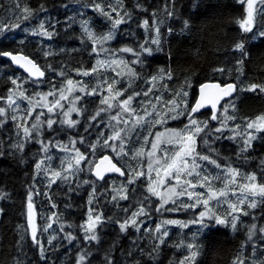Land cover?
<instances>
[{
	"label": "snow or ice",
	"instance_id": "1",
	"mask_svg": "<svg viewBox=\"0 0 264 264\" xmlns=\"http://www.w3.org/2000/svg\"><path fill=\"white\" fill-rule=\"evenodd\" d=\"M77 3L98 13L110 27L97 32L92 22L84 18V12L77 13L81 17L78 21L81 47L60 48L59 53L87 52L94 60L91 67L79 62L46 63L42 69L35 58L21 50L0 49V57L8 58L12 65L23 70L7 75L5 92L0 94V126L7 127L10 120L14 129L6 140H0V157L19 156V162L24 163L26 145L37 146L33 183L26 189L27 227L24 235H20L21 226L17 225L18 238L14 239L5 264H56L59 245L54 242L60 233H63L60 239L67 241L74 251L67 264H93L96 259L99 264H154L165 238L169 237L167 226L184 229L196 225L198 232L211 231L214 225L237 230L238 221L250 215L252 222L244 225L246 239L231 264H264V255H260L264 253V224H258L256 216L248 211L264 204V158L259 161L258 178L257 170L242 172L241 166L230 157L222 158L216 147L222 140L232 141L236 144V161L248 162L254 141L264 136V111L253 116L237 115L247 93L264 95V83L245 84L241 80L244 65L251 56L246 50V39H264V25H256L257 16L264 19V0H238L242 8L238 30L244 38L234 40L223 54L224 63L211 68L213 77L230 76L234 70L237 75L233 82L227 78L215 82L207 75L203 82L199 77L193 81L188 76L177 81L170 66L151 70L153 53L164 51L159 26L162 21H157L155 10L151 32L148 19L139 22V27L145 29L142 41L135 47H112L118 26L133 19L123 0H77ZM135 7L143 6L137 3ZM5 10L11 13L0 20V34L5 38L20 27V22L33 21V26L23 29L25 33L47 41H54L59 34L60 21L48 14L43 2L32 8L21 7L16 0ZM164 11L168 17L174 14L168 4ZM76 15L65 18V31L77 23ZM185 30L190 31L188 20L183 22L181 31ZM167 31L171 34L174 30L168 27ZM24 43L19 41L20 45ZM39 51L45 60L58 54L43 41ZM123 54H131L132 58L126 59ZM110 72L114 74L111 77ZM73 73L81 79L73 78ZM84 77L89 81L84 82ZM137 81L143 82V86L138 85L139 90L131 86ZM173 84L176 86L172 87ZM86 103L91 110L85 107ZM206 106H210V114L201 113ZM126 158L135 161L136 166L131 162L126 165ZM38 178L46 182V188L59 181L69 193L88 186L86 218L76 226L79 235L71 230L72 223L52 212L43 232L52 228L53 217L59 231L53 230L48 235L45 246L40 238L43 232L38 235L33 211V198L40 194L35 183ZM44 195L55 208L47 190ZM3 196L0 192V197ZM133 198L135 203L130 207L121 203ZM108 204L123 213V218L106 215ZM193 209L198 210L187 220L166 218L156 222L154 228L145 225L152 215L187 214ZM108 223L114 224L121 236L127 235L129 229L143 232L148 245L143 246L137 239H131L127 248L120 247V239L108 243L100 234ZM183 244L181 241L174 247L179 249ZM199 247L198 243H187V254L178 264H194Z\"/></svg>",
	"mask_w": 264,
	"mask_h": 264
},
{
	"label": "trees",
	"instance_id": "2",
	"mask_svg": "<svg viewBox=\"0 0 264 264\" xmlns=\"http://www.w3.org/2000/svg\"><path fill=\"white\" fill-rule=\"evenodd\" d=\"M16 0H0V20H5L6 16H11V13L6 12V7L15 3ZM45 3L48 14L60 21L57 26L59 33L54 41H47L42 37H33L24 32L25 27H31L33 22H20V27L11 30L7 34H0V49L5 50H21L28 54L30 58H35L42 69L46 63L59 65L62 63H70L76 65L78 62L83 64L86 68L91 67L94 60L90 59L87 52L83 54L80 51L67 52L64 54L59 53L60 48L65 49H79L81 47L79 36L80 29L78 21L81 19L79 12H84V18L92 22L94 30L97 32L107 30L110 24L98 13L91 9L82 8V3H77V0H19L21 7L28 5L36 8L39 3ZM115 2V0H113ZM126 10L132 13L133 19L125 24L118 26L116 38L111 42L112 47H119L123 45L135 47L138 41L144 39L145 29L139 27V22L143 19L149 20V29L151 32L152 13L155 10L157 21H162L159 24L161 28L163 52L153 53L150 58L151 70L158 67H171L177 81H182L185 76L195 81L197 77L203 82L204 76L207 75L215 82L227 78L228 82H233L236 78V72L233 70L230 76L226 74L221 77L218 74L213 77L211 68L224 63V53L231 47L234 40L244 38V34L240 32L237 20L241 18L242 8L238 0H123ZM142 4L141 9H137L135 5ZM165 4H168L169 10L173 11V16L168 17L164 11ZM66 5V7H62ZM43 16L44 14L41 13ZM76 15L77 23L67 31L64 30V22L66 17ZM114 15V14H113ZM14 19V17H13ZM184 20L189 21L190 31H181L183 28ZM256 25H264V19L260 16L256 17ZM168 27L173 28V33L169 34ZM24 40V45H20L19 41ZM51 45V50L58 54L53 59L52 57L45 58L39 51L40 42ZM90 46V45H89ZM246 50L251 54L250 58L246 61L243 69L241 80L245 84L249 82L264 83V39L251 38L246 39ZM126 59H131V54H123ZM169 56L171 57L169 59ZM232 67V65H227ZM15 70L12 65L0 57V94H4L5 85L8 83L7 75H10ZM73 78L77 77L75 73L72 74ZM111 72L109 76L111 77ZM84 82H88L89 78H82ZM94 82V81H93ZM139 86H143L142 81L132 83L133 88L139 90ZM173 84L172 87H175ZM198 88V87H197ZM196 88V91H197ZM191 95V93H190ZM91 99V98H89ZM98 103V100L95 101ZM223 104V103H222ZM85 107L91 110L90 104L86 103ZM220 110V108H219ZM231 112V110H229ZM264 111V95L258 93H247L244 97V103L239 106L237 112L238 117L253 116ZM210 114L209 111L202 112ZM203 118V117H201ZM237 122H240L239 120ZM170 126H177L175 123H170ZM14 131L12 123L9 120L7 127L0 126V140H6L7 137ZM83 133V129H80ZM139 131V129H137ZM94 139V136H93ZM136 136H132L135 140ZM131 147V145H129ZM36 145H26L24 154V163L19 162V156L0 157V192L4 193L0 197V264H5L8 259V252L11 251V245L17 236V225H20V235H24V229L27 227V201L26 189L27 186L32 184L33 172V157L36 153ZM217 149L221 153V157H230L234 164L241 166V171L257 170L259 178V161L264 158V136L254 141L253 150L251 151V159L248 162L236 161L235 149L236 144L229 140H222L216 144ZM114 155V154H113ZM130 161L126 158L124 163L127 165ZM59 161L57 159L56 164ZM134 166V167H135ZM36 187L39 189L40 194L34 196L33 204L36 215V222L38 228V235L43 232L45 224L49 223L47 217L52 212H56L63 220H67L74 225V234L79 235L78 226L82 219L86 218L87 212V192L90 190L87 185H83L78 191L68 192L67 186L61 184L59 181L46 188V182L42 178H38ZM119 183V181H117ZM45 190L48 191L52 203L56 204L52 208L49 203V198L44 195ZM186 199V198H185ZM153 200H156L153 197ZM158 202V201H157ZM125 207H130L135 203L133 198L128 203H124ZM71 205V207H66ZM99 207V206H97ZM167 207V206H165ZM111 209V211H109ZM134 210V209H133ZM198 209H193L187 214L184 212L166 213L162 212L159 215H152L150 220L145 221V225L149 228H154L155 223L159 220L166 218H177L187 220L191 218ZM250 214L255 215L258 224H264V204L258 205L256 209H249ZM106 215H119L123 218V213L113 208L108 204L105 208ZM251 215L242 217L238 221L240 225L237 230L226 226H213L212 230L208 229L198 232L196 225H189L188 228L181 229L178 226H167L169 237H166V243L161 246V251L154 264H178L179 259L187 254L186 245L189 242L198 243V255L194 264H231L234 257L240 252V245L246 239L247 228L244 225L251 223ZM52 228L48 232H43L40 238L45 242L47 247V237L52 234L53 230L59 231V224L55 217L51 221ZM143 227V226H142ZM68 230V229H66ZM195 233V237L193 236ZM101 237L103 240L111 243L113 239H120V247L127 248L131 239H137V242L143 246H147L149 240L144 236L143 232L136 233L135 230L129 229L127 235H119L116 231L114 224H106L101 229ZM63 233H60L57 240L54 242L59 245L58 255L59 259L56 264H67V261L74 256V251L69 249L67 241L60 239ZM138 237H144L143 240ZM184 242L181 248L174 247L175 244ZM26 243L30 245L31 241L26 237ZM107 247V244L103 245ZM75 248V245L72 246ZM67 250V254H66ZM96 252V249H93ZM250 252V248L247 249ZM55 256L56 253H50ZM119 254V253H117ZM264 255V253H260ZM29 256L32 253L29 252ZM93 264H99V259L93 261Z\"/></svg>",
	"mask_w": 264,
	"mask_h": 264
},
{
	"label": "water",
	"instance_id": "3",
	"mask_svg": "<svg viewBox=\"0 0 264 264\" xmlns=\"http://www.w3.org/2000/svg\"><path fill=\"white\" fill-rule=\"evenodd\" d=\"M2 59H4V60H6V61H8L10 64H11V62L8 60V58H3V57H1ZM12 65V64H11ZM12 67L15 69V70H17V71H19V72H23V70L22 69H19L17 66H15V65H12ZM25 75H27L26 73H25ZM197 94H198V88H197ZM224 101L222 100L221 101V104L223 103ZM219 105H218V110H219ZM205 111H209L210 112V106H206L204 109H201V113L202 112H205ZM110 175H112V176H117L118 174H110ZM33 211H34V208H33ZM27 213H28V210H27ZM34 214H35V211H34ZM27 222H28V217H27ZM35 223H36V225H37V222H36V215H35Z\"/></svg>",
	"mask_w": 264,
	"mask_h": 264
},
{
	"label": "rangeland",
	"instance_id": "4",
	"mask_svg": "<svg viewBox=\"0 0 264 264\" xmlns=\"http://www.w3.org/2000/svg\"><path fill=\"white\" fill-rule=\"evenodd\" d=\"M132 164H133V162H132ZM133 166H135V164H133Z\"/></svg>",
	"mask_w": 264,
	"mask_h": 264
}]
</instances>
